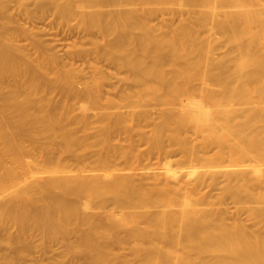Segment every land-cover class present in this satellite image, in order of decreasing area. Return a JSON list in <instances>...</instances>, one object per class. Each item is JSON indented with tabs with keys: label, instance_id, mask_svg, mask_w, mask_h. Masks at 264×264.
<instances>
[{
	"label": "bare ground",
	"instance_id": "bare-ground-1",
	"mask_svg": "<svg viewBox=\"0 0 264 264\" xmlns=\"http://www.w3.org/2000/svg\"><path fill=\"white\" fill-rule=\"evenodd\" d=\"M33 1L102 39L23 49L0 12V263L36 232L49 264H264V0Z\"/></svg>",
	"mask_w": 264,
	"mask_h": 264
},
{
	"label": "rangeland",
	"instance_id": "rangeland-1",
	"mask_svg": "<svg viewBox=\"0 0 264 264\" xmlns=\"http://www.w3.org/2000/svg\"><path fill=\"white\" fill-rule=\"evenodd\" d=\"M126 5L125 3H120V5ZM134 4V3H133ZM120 5H119V8H120ZM121 5V6H122ZM128 5H130L129 6V8H132L131 6H132V4H127L126 5V7L125 8H128ZM135 8L134 9H136L137 7L136 6H139L138 4H135V5H133ZM145 6L146 5H144V6H139L140 8H138V9H140L141 10V8H145ZM111 7V6H110ZM117 8V6H112V8H109V9H111V10H114L113 8ZM122 7H124V6H122ZM91 8V7H90ZM98 9H102V11H109V9L107 10V7L105 6V7H97ZM118 8V9H119ZM124 8V9H125ZM143 8V9H144ZM148 8V7H147ZM168 9H170V7H167ZM166 8V9H167ZM172 9H173V7H171ZM177 7L176 6H174V10L176 9ZM51 8H49L48 7V10L46 11V13H43L44 14V16L41 14H39L38 13V11L36 10V7H35V2L33 1V0H0V12H4V14H5V19H3L2 21H3V24L5 25V31H6V34L8 35H6V37L7 38H9L10 36H11V38L13 37V39H14V42H15V45H21L20 47H22L23 49H26V46L27 45H29V46H32L31 44H29L28 42L29 41H31L30 39L31 38H33L34 36H36L37 38H39V40L41 39L42 41L41 42H43L45 45H47L48 46V48H50L52 51H54L55 53L57 52V55H62L61 57L62 58H65V57H67L66 56V54H67V52L68 51H71L72 49L74 50H78V49H76L75 48V44H76V46H77V48H78V46L81 48H79L80 50H89L90 49V47H91V45H89L88 46V44H91L92 42H97L101 37L99 36V35H97L96 36V34H94L96 37H98V39H95L96 37L95 36H91L92 38H93V40H89V39H92L91 37H83V35H82V32H81V28H79L80 26H79V18H77V16H78V12H75V14H74V16L72 15V18L70 17V18H68V19H63V21H62V19H59L58 17V15L56 14V13H54V10L52 9V10H50ZM75 7L73 8V10L75 11ZM93 9H94V7H93ZM97 9V10H98ZM121 9H123V8H121ZM167 9V10H168ZM85 10L87 11V10H91V9H86L85 8ZM95 10V9H94ZM49 11V12H48ZM53 11V12H52ZM47 12H48V14H47ZM165 13V14H164ZM164 13L162 12V13H160V15H157V19L155 18V20L153 21V23H158L159 21L161 22L162 20H164V21H168V19H170L168 22H176L177 20L176 19H178V18H176L175 19V17L177 16V15H172V14H169L168 13V15H167V13H166V11H164ZM162 14H164V15H162ZM47 15V16H46ZM54 15H56V16H54ZM170 15H172L171 17H170ZM39 16V17H38ZM42 16H43V18H42ZM161 17V20L159 19L160 17ZM164 16H166L165 18H164ZM175 16V17H174ZM57 18V19H56ZM167 18V19H166ZM174 19V20H173ZM44 20V21H43ZM56 20V21H55ZM59 20H60V22H59ZM176 20V21H175ZM57 23V24H56ZM33 24V25H32ZM159 24V23H158ZM57 25H58V29H57ZM33 26V27H32ZM48 26V27H47ZM50 26V27H49ZM78 26V27H77ZM52 27V28H51ZM36 28V29H35ZM48 28L49 29H51V30H48ZM30 29V30H29ZM55 29V30H54ZM39 30V31H38ZM55 31V32H53V31ZM64 30V31H63ZM67 30V31H66ZM24 31V32H23ZM28 31V32H27ZM37 33H36V32ZM71 31V32H70ZM21 32H23L24 33V35H23V33L22 34H20ZM40 32V34H38ZM42 32V33H41ZM30 33V35H28ZM55 33V34H54ZM68 33H70L69 35H68ZM81 33V34H80ZM92 34H93V32H91ZM18 34H20V35H18ZM28 35L27 36V38L25 37L26 35ZM34 34V35H33ZM36 34H38V35H36ZM46 34V35H45ZM91 34V35H92ZM45 35V36H44ZM67 35V36H66ZM19 36V37H18ZM30 36H31V38H30ZM26 38V39H24V38ZM66 38H67V40H66ZM17 39V40H16ZM29 39V40H28ZM74 39V40H73ZM102 39V38H101ZM100 39V40H101ZM47 40V41H46ZM81 40V43L79 42ZM46 41V42H45ZM75 41V42H74ZM14 42H13V44H14ZM18 42V43H17ZM73 42H74V44H73ZM85 44H84V43ZM101 42V41H100ZM79 43V44H78ZM98 43H99V41H98ZM54 44V45H53ZM56 44V45H55ZM72 47H71V46ZM27 47L28 49V52L30 51H32L33 52V49L31 48V47ZM51 46V47H50ZM55 46V47H54ZM73 46H74V48H73ZM84 46V47H83ZM54 47V48H53ZM83 48V49H82ZM50 50V51H51ZM65 51H67V52H65ZM49 53V52H48ZM51 53V52H50ZM64 56V57H63ZM63 60H66V59H63ZM76 63V64H75ZM86 63H82L81 61H75L74 63H73V65L72 66H74V67H76V68H82V66H83V68L82 69H84V71L82 72V73H84L85 72V76H82V75H80L81 77H85L86 78V76H88L89 77V75H87L88 73H89V68H88V64H87V67H86V65H85ZM85 65V66H84ZM101 65H102V67L103 68H106L105 69V71H109V68L105 65V66H103V64L101 63ZM81 66V67H80ZM85 67V68H84ZM108 69V70H107ZM112 70V69H111ZM113 71V70H112ZM111 71V72H112ZM84 78H82V80H83ZM89 79V78H88ZM87 79V81H89ZM80 80V81H79ZM78 81L79 82H77L76 83V88H78L79 90H83V87H84V84H83V82L85 83L86 81H84L83 80V82L81 81V79H79ZM112 80V79H111ZM116 80V79H115ZM114 79H113V82L115 81ZM112 81H110V83H111ZM113 82H112V84H113ZM114 83H116V82H114ZM116 85H118L117 83L115 84V86ZM117 87V86H116ZM85 88V87H84ZM77 111L78 110H75V113H77ZM129 123H127V125H128ZM128 127V126H127ZM129 127H131L130 125H129ZM145 128H147V127H144L143 128V130L145 129ZM148 129V128H147ZM146 130V129H145ZM147 131V130H146ZM113 142V144L115 143V141H112ZM118 142V141H117ZM143 146V145H142ZM142 146H139V149H142ZM153 159V158H152ZM154 161V163L156 162V160L155 159H153ZM150 162H152L151 160H150ZM153 163V164H154ZM54 192L55 193H60L59 192V190L57 189H55L54 190ZM0 199L1 200H3V199H5L4 197H0ZM11 231H13L12 229H11ZM36 233V232H35ZM35 233H31L30 234V237L28 236V238H26V241H28V244H27V242L26 241H20V243L18 244L19 246L21 245V246H24V244H25V248L26 249H28L29 251L28 252H26V254H25V256H23V257H20L19 258V261H20V263H18V262H16V261H14V260H12V263H7V264H49V262L50 261H52L51 259H49L48 257L49 256H46V255H42L40 252V250L42 249V247H41V245L43 246L44 245V242L41 240V237L40 236H36L37 235V233H36V235H35ZM38 235H40V234H38ZM1 236V235H0ZM5 237L6 236H4L3 235V237H0V255H2V254H7V253H9V252H11V248H10V245H9V243L7 242L8 240L7 239H5ZM2 238V239H1ZM3 239H5V240H3ZM28 239H30V240H28ZM40 239V240H39ZM22 240H24V239H22ZM40 241H42V243H41V245H40ZM10 242V241H9ZM21 242H23V243H21ZM26 242V243H25ZM10 244H12V243H10ZM16 244V246H17V243H14V245ZM35 246H34V245ZM53 244V245H52ZM13 245V244H12ZM50 245H52V247L50 246ZM49 245V247H51V250H53L52 252H53V254H51V256H53L56 260H60L61 262L63 261V260H66V259H68V255L66 256V259L65 258H63V257H61L62 255H63V253L65 252V251H63V247L61 246V244H58V243H51ZM34 246V247H33ZM46 246V245H45ZM48 246V245H47ZM59 249H58V248ZM125 247V246H124ZM55 249V250H54ZM6 250V251H5ZM58 250V254L56 253V251ZM9 251V252H8ZM32 251V252H31ZM35 251V252H34ZM39 251V252H38ZM74 251V252H73ZM72 252H71V254H74V255H76V253H75V250H73ZM120 251V250H119ZM118 251V253H120V255H124V253L123 254H121L122 252H124V249L123 250H121L122 252H119ZM125 251H126V253H128V251L125 249ZM55 253V254H54ZM43 256V257H41V256ZM48 255V254H47ZM55 255V256H54ZM58 255V256H57ZM126 255V254H125ZM128 255V254H127ZM45 256V257H44ZM69 256H71V255H69ZM40 258V259H39ZM43 258V259H42ZM45 258V259H44ZM47 258V259H46ZM26 259V260H25ZM49 259V260H48ZM30 261H32V262H30ZM45 261V262H44ZM14 262H16V263H14ZM25 262V263H24ZM1 264V263H0ZM5 264V263H4Z\"/></svg>",
	"mask_w": 264,
	"mask_h": 264
}]
</instances>
